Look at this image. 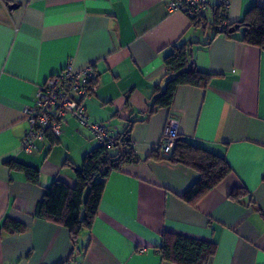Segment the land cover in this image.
Segmentation results:
<instances>
[{
    "label": "crops",
    "instance_id": "0c3cea01",
    "mask_svg": "<svg viewBox=\"0 0 264 264\" xmlns=\"http://www.w3.org/2000/svg\"><path fill=\"white\" fill-rule=\"evenodd\" d=\"M169 0H0V264H173L156 247L163 232L213 240L209 264H264V48L212 28L194 26ZM10 5H15L10 8ZM264 0H229V23ZM195 40L198 70L212 73L205 89L182 85L169 108L145 116L156 86L165 82L163 57L180 40ZM68 64H95V91L85 100L92 120L116 137L135 121L128 140L140 161L112 170L97 213L76 245L67 228L34 217L44 189L76 183L83 156L98 146L89 130L68 117L27 153L24 107L37 88ZM189 144L222 157L231 172L194 205L180 198L198 178L181 164L146 156L155 150L168 118ZM121 145L111 148L110 154ZM38 170V183L7 162ZM244 186L240 202L229 192ZM9 217L26 226L9 234Z\"/></svg>",
    "mask_w": 264,
    "mask_h": 264
},
{
    "label": "trees",
    "instance_id": "16d2710c",
    "mask_svg": "<svg viewBox=\"0 0 264 264\" xmlns=\"http://www.w3.org/2000/svg\"><path fill=\"white\" fill-rule=\"evenodd\" d=\"M189 18L194 26H202L206 23V11L202 16L194 15ZM212 28L215 34L223 33L228 37H233L242 29L240 37L242 42L264 48V7L254 6L246 12L242 20L229 23L227 10L215 3ZM232 28L234 29L230 31ZM195 43L198 41L180 40L163 57L165 82L162 87L156 86L145 116L159 108H169L179 86L188 85L205 89L210 84L213 74L200 71L195 66L192 48ZM134 122L128 121L121 133L114 137V145L111 148L121 145L122 149L110 154L111 148L98 144L83 156L81 166L75 172L74 186L56 180L45 188L42 199L35 207L34 217L67 228L71 242L75 246L79 232L82 229H89L93 223L108 174L112 170L120 169L125 163L140 161L128 140ZM149 158H164L198 174L197 180L180 195L182 200L191 205L231 172L230 166L222 157L189 144L179 135L169 154L161 153L156 146L155 150L145 157ZM7 163L22 170L28 180L38 183L37 169L13 161ZM247 195L248 190L244 186H239L229 192L228 198L240 202ZM1 228L9 234L26 230L23 223L9 217L3 219ZM216 248L217 244L213 240H202L167 231L163 232L161 244L156 247L161 258L173 264H209ZM73 257L72 254L68 260L60 264H70Z\"/></svg>",
    "mask_w": 264,
    "mask_h": 264
},
{
    "label": "built area",
    "instance_id": "2783aa9c",
    "mask_svg": "<svg viewBox=\"0 0 264 264\" xmlns=\"http://www.w3.org/2000/svg\"><path fill=\"white\" fill-rule=\"evenodd\" d=\"M209 0H169L170 12L180 11L189 15H204ZM218 6L228 9L229 0H215ZM95 64L76 69L68 64L60 72L50 76L35 93L33 104L24 107L28 128L21 138V149L31 153L36 142L48 134L55 137L62 131L68 117L85 126L92 138L99 144L111 148L114 136L104 121L92 120L85 107V100L91 97L96 87ZM178 135L177 121L168 118L157 144L160 152L169 154Z\"/></svg>",
    "mask_w": 264,
    "mask_h": 264
},
{
    "label": "water",
    "instance_id": "95a60500",
    "mask_svg": "<svg viewBox=\"0 0 264 264\" xmlns=\"http://www.w3.org/2000/svg\"><path fill=\"white\" fill-rule=\"evenodd\" d=\"M14 6H15V5H10L9 7L12 8V7H14ZM233 29H234V28H232L230 31H232Z\"/></svg>",
    "mask_w": 264,
    "mask_h": 264
}]
</instances>
